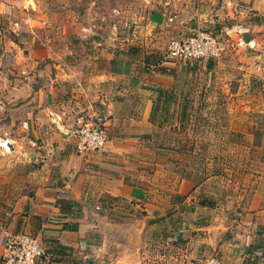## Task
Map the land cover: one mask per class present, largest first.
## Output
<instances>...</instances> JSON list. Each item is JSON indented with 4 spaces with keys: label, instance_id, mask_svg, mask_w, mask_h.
Returning a JSON list of instances; mask_svg holds the SVG:
<instances>
[{
    "label": "crops",
    "instance_id": "1",
    "mask_svg": "<svg viewBox=\"0 0 264 264\" xmlns=\"http://www.w3.org/2000/svg\"><path fill=\"white\" fill-rule=\"evenodd\" d=\"M155 2L161 5L149 24L158 21L157 29L142 31V53H129L122 40L113 49L45 39L52 21L39 7L0 0L1 95L8 124L24 135L19 153L0 155V264L4 236L27 232L46 248L38 264H158L160 253L159 264H202L213 254L244 264L258 251L251 245L257 236L247 231L263 208L264 183L229 219L223 205L211 210L199 202L203 171L183 166L171 152L176 141L159 134L191 126V71L202 61L166 57L167 41L190 34L193 20L211 26L234 12L229 0ZM236 18L248 28L246 16ZM67 22L57 27L62 35L89 28H79L83 22L73 15ZM80 114L106 117L104 147L78 150Z\"/></svg>",
    "mask_w": 264,
    "mask_h": 264
},
{
    "label": "rangeland",
    "instance_id": "2",
    "mask_svg": "<svg viewBox=\"0 0 264 264\" xmlns=\"http://www.w3.org/2000/svg\"><path fill=\"white\" fill-rule=\"evenodd\" d=\"M153 2L155 0H28L33 12L39 7V12L43 11L52 21L42 34L45 39L81 43V47L86 43L94 46L107 42L113 49L122 40L128 44L129 53L132 49L142 53L145 47L142 44H146L142 31L150 35L148 28L157 29L159 22L149 24V14L161 3L155 2V5ZM229 4L236 16L209 22L211 26L191 22L192 27L195 26L191 33L206 31L221 38V50L201 59L196 70L191 71L194 81L189 87L190 97L186 103L187 110L194 114L191 126L177 132L162 129L159 134L160 138L176 141L171 152L183 166L203 171L204 194L199 202L207 204L211 210H217L218 204L223 205L226 217L236 219L246 210L252 190L264 183V0H229ZM72 15L74 19L82 20L79 28L83 25L89 28H82L76 36L62 35L57 27L68 23ZM238 16L248 18V28L242 20L238 21ZM160 20L162 25L166 24V19ZM249 20L259 26L251 27ZM227 27L232 30L228 31ZM136 29L140 32L136 42H132ZM182 36L186 35L170 38L166 47L171 39ZM78 53L77 58L83 55L82 50ZM2 68L0 66V74ZM2 91L0 88V136H10L16 146L10 153L0 151V155L8 156L23 149L20 146L23 132L8 124V109L3 106ZM165 96L168 102L172 100L171 94ZM252 220L247 232L257 236L251 245L258 251L247 254L249 257L244 264H264V203L261 212ZM159 255L156 257L158 264L164 261L163 254Z\"/></svg>",
    "mask_w": 264,
    "mask_h": 264
},
{
    "label": "built area",
    "instance_id": "3",
    "mask_svg": "<svg viewBox=\"0 0 264 264\" xmlns=\"http://www.w3.org/2000/svg\"><path fill=\"white\" fill-rule=\"evenodd\" d=\"M228 31L232 28L227 27ZM222 39L206 31L191 33L186 36L171 39L166 48V57L174 61L190 63L199 61L220 52ZM77 127L73 134L77 139L79 151H91L104 147L108 140L106 117L98 114L94 117L80 114L77 117ZM25 134H28L29 123H22ZM23 137V135H22ZM16 148L15 141L10 136H0V151L10 153ZM97 208H101L97 205ZM4 251L2 258L5 264H38L47 257L46 248L38 237L27 233L6 234L3 238ZM165 256V253L163 254ZM204 264H224L218 256H210Z\"/></svg>",
    "mask_w": 264,
    "mask_h": 264
}]
</instances>
